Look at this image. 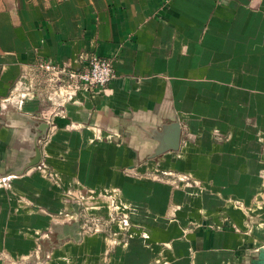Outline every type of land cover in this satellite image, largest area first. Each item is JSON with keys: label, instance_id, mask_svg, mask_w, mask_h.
Returning <instances> with one entry per match:
<instances>
[{"label": "crops", "instance_id": "obj_1", "mask_svg": "<svg viewBox=\"0 0 264 264\" xmlns=\"http://www.w3.org/2000/svg\"><path fill=\"white\" fill-rule=\"evenodd\" d=\"M90 55L111 61L116 78L78 94V106L51 133L46 153L93 151L92 160L76 154L83 181L116 183L117 167L152 154L161 128L178 115L194 141L162 165L208 182V228L182 238L183 227L200 216L181 192H145L142 182L122 177L124 195L141 211L152 203L161 215L172 199L179 205L175 220L142 216L139 223L158 242L155 249L171 244L173 264H245L264 246V0H15L0 12V102L14 96L25 72L28 79L37 74L39 62L79 70ZM28 81L36 86L40 80ZM36 107L30 102L24 112L35 116ZM11 110H0V159L21 150L20 136L33 129ZM115 119L127 121L119 123L127 124L120 144L87 142L95 133L107 136ZM70 123L79 131L69 130ZM214 129L232 139L216 142ZM37 181L29 174L14 183ZM230 199L244 208L232 207ZM224 214L236 230L228 222L219 228ZM138 245L123 252L124 264L151 259Z\"/></svg>", "mask_w": 264, "mask_h": 264}, {"label": "rangeland", "instance_id": "obj_2", "mask_svg": "<svg viewBox=\"0 0 264 264\" xmlns=\"http://www.w3.org/2000/svg\"><path fill=\"white\" fill-rule=\"evenodd\" d=\"M14 1L0 0V12L11 8ZM46 63L60 67L63 73L57 75L43 70L41 65ZM81 66L76 70L70 65L39 62L37 74L31 77L34 80L37 76L42 82L39 81L36 86L32 82L29 85L31 77L28 79V72H25L14 96L11 94L7 100L0 102L1 112L9 113L10 109L11 112L18 111L24 126L33 125L31 134L20 136L21 150L6 151L0 159V264H116L114 255L117 256V264H124L123 252L133 242L140 243L142 247L138 246L142 250L144 248L152 254L145 264H173L174 258L167 254L172 253L171 244L160 243L155 249L152 244L157 245L158 242H152L148 227L139 223L142 216L157 221L175 220L179 205L174 204L172 199L168 214L161 215L152 203L145 202L141 211L140 204L125 197V179L122 177L135 179L138 184L142 182L141 189L145 192H181L186 202L194 203V206L196 203L200 219L191 220L183 227V239L196 230L208 228V211L204 208L208 201V182L197 179L191 172H181L173 164L162 165L165 164L164 157L181 152L186 144L194 141L193 135L185 129L177 115L176 121L182 129L178 151L151 155L133 161L129 166L119 165L116 183L84 182L78 171L76 150L65 151L62 156L54 151L55 156H49L44 149L51 133L63 128L61 121H67L69 114L78 106V94L88 89L70 79L71 73L80 74L87 70L86 66ZM30 102L36 103L35 116L24 112ZM121 121L113 120L112 126L107 129V136L95 133L87 142L94 144L105 140L120 144L123 140L120 131L127 126H119ZM254 124L252 118L246 119L247 126ZM68 127L69 130L79 131V126L72 123ZM212 136L216 142L224 143L230 141L233 135L214 129ZM93 154L90 150L81 151L78 158L92 160ZM98 172L102 174V179L108 180L109 175L103 167ZM29 174L36 175L38 181L34 184L14 183ZM261 177L264 182V170ZM227 203L237 209L245 206L234 199L227 200ZM223 221L224 225L219 228L225 230L230 224L227 214H224ZM261 228L264 229V224ZM257 255L258 251L245 264H252Z\"/></svg>", "mask_w": 264, "mask_h": 264}, {"label": "built area", "instance_id": "obj_3", "mask_svg": "<svg viewBox=\"0 0 264 264\" xmlns=\"http://www.w3.org/2000/svg\"><path fill=\"white\" fill-rule=\"evenodd\" d=\"M87 70L83 73H71L70 79L73 82L81 83L87 88H104L107 87L115 78L116 71L111 61L98 55L85 57ZM41 68L47 72L58 74L63 73L60 67L53 64H42Z\"/></svg>", "mask_w": 264, "mask_h": 264}, {"label": "water", "instance_id": "obj_4", "mask_svg": "<svg viewBox=\"0 0 264 264\" xmlns=\"http://www.w3.org/2000/svg\"><path fill=\"white\" fill-rule=\"evenodd\" d=\"M176 120L175 118L170 124L161 128L159 137L156 139L158 146L149 156L153 155L154 157L170 150L178 151L180 149L182 129ZM252 264H264V246L260 248L257 258L252 261Z\"/></svg>", "mask_w": 264, "mask_h": 264}]
</instances>
